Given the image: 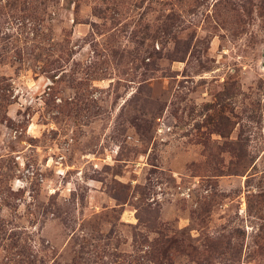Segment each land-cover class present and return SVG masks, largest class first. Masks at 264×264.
I'll return each mask as SVG.
<instances>
[{
    "label": "rangeland",
    "instance_id": "374dc122",
    "mask_svg": "<svg viewBox=\"0 0 264 264\" xmlns=\"http://www.w3.org/2000/svg\"><path fill=\"white\" fill-rule=\"evenodd\" d=\"M0 264H264V0H0Z\"/></svg>",
    "mask_w": 264,
    "mask_h": 264
}]
</instances>
